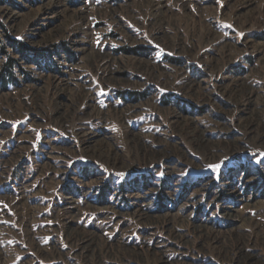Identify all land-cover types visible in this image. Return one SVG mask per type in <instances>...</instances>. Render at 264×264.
<instances>
[{
    "label": "rangeland",
    "instance_id": "1",
    "mask_svg": "<svg viewBox=\"0 0 264 264\" xmlns=\"http://www.w3.org/2000/svg\"><path fill=\"white\" fill-rule=\"evenodd\" d=\"M8 60L0 264H264V0H0Z\"/></svg>",
    "mask_w": 264,
    "mask_h": 264
},
{
    "label": "bare ground",
    "instance_id": "2",
    "mask_svg": "<svg viewBox=\"0 0 264 264\" xmlns=\"http://www.w3.org/2000/svg\"><path fill=\"white\" fill-rule=\"evenodd\" d=\"M226 215H228L229 217L235 218V219L237 218L236 211H230V212L226 213ZM70 233H72L73 235H76L77 238L79 237L78 236L79 234L76 233V232H73L72 230L70 231ZM81 236L82 235H80V237ZM230 237H232V241H235V245L236 246H235V250L233 249L234 250V255L233 256H237V258L239 260L238 261L239 264H258V263L255 262V258L251 254L245 255L242 252L243 251L242 248H238L237 247V242L240 241L238 235L231 234ZM77 242H79V244H78V247H79L78 253H79V255L87 256L88 253L91 252V249L93 247L92 244L96 243L97 239L95 237H92V236L89 237V238L83 237V238H79V240ZM240 243H241V247H243L242 246V241H240ZM93 252H94V250H93ZM225 253L227 255H229V252L227 250H225ZM152 256L150 255L148 257V255H147V257L145 259L146 263L149 262L150 260H153L155 262H158V264H164L162 261H160L159 259H156V257L154 259ZM135 259L139 260L138 258H135Z\"/></svg>",
    "mask_w": 264,
    "mask_h": 264
},
{
    "label": "trees",
    "instance_id": "3",
    "mask_svg": "<svg viewBox=\"0 0 264 264\" xmlns=\"http://www.w3.org/2000/svg\"><path fill=\"white\" fill-rule=\"evenodd\" d=\"M13 44L12 46H14V43H11ZM131 53L133 54H136L137 52L136 51H130ZM14 63L13 61L11 60H8V63L5 64V66L1 69V73H0V85H3V87H5V84H6V81L9 79L10 82H12V76H11V64ZM130 96H133V94H131ZM136 96V95H134Z\"/></svg>",
    "mask_w": 264,
    "mask_h": 264
},
{
    "label": "snow or ice",
    "instance_id": "4",
    "mask_svg": "<svg viewBox=\"0 0 264 264\" xmlns=\"http://www.w3.org/2000/svg\"><path fill=\"white\" fill-rule=\"evenodd\" d=\"M213 167H218V166H213Z\"/></svg>",
    "mask_w": 264,
    "mask_h": 264
}]
</instances>
